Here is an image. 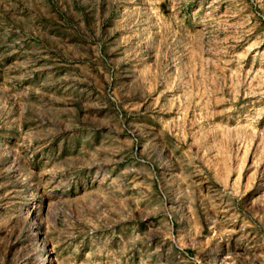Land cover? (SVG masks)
<instances>
[{"label": "rangeland", "instance_id": "374dc122", "mask_svg": "<svg viewBox=\"0 0 264 264\" xmlns=\"http://www.w3.org/2000/svg\"><path fill=\"white\" fill-rule=\"evenodd\" d=\"M0 264H264V0H0Z\"/></svg>", "mask_w": 264, "mask_h": 264}]
</instances>
